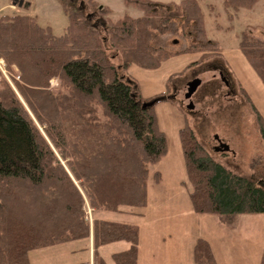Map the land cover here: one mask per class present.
I'll return each instance as SVG.
<instances>
[{
	"label": "trees",
	"instance_id": "obj_1",
	"mask_svg": "<svg viewBox=\"0 0 264 264\" xmlns=\"http://www.w3.org/2000/svg\"><path fill=\"white\" fill-rule=\"evenodd\" d=\"M56 1L67 18L59 36L33 17L0 16V59L14 87L0 80V264H29L31 251L85 240L90 230L94 250L122 241L128 247L113 253L112 261L136 264L137 227L89 222L84 209L143 208L149 167L167 152L154 106L142 108L162 96L142 98L122 73L129 65L154 69L186 53L204 61L219 54V43L206 38L202 0H123L141 16L123 14L114 21L93 0H79V6ZM259 1L224 0L223 10L238 14ZM169 10L186 15L180 35L192 39L174 52L151 44L156 36L179 33ZM237 46L264 86V39L242 32ZM256 118L264 164V118L259 111ZM179 137L193 214L224 223L236 215L264 214V178L261 186L215 162L187 126ZM151 177L158 183L157 171ZM191 257L193 264H217L203 238L195 241Z\"/></svg>",
	"mask_w": 264,
	"mask_h": 264
},
{
	"label": "rangeland",
	"instance_id": "obj_2",
	"mask_svg": "<svg viewBox=\"0 0 264 264\" xmlns=\"http://www.w3.org/2000/svg\"><path fill=\"white\" fill-rule=\"evenodd\" d=\"M21 1L22 6L10 7L11 0H0V16H30L38 26L49 27L54 36L63 33L67 18L56 0ZM93 1L100 8L109 9L108 16L111 21L123 14L133 18L141 16L137 9L124 4L123 0ZM150 1L179 5L182 0ZM74 3L78 5L79 0H74ZM223 4L224 0L199 1L206 38L219 43L217 56L199 61V54H180L164 60L154 69L129 65L122 73L142 98L158 94L162 96L163 101L153 104V111L157 126L167 141V152L149 167L146 205L143 208L130 209L133 215L129 213L128 216L122 213L91 212L90 219L97 217L131 223L137 229H151L147 230L148 235L145 233L142 237L141 249L146 253L139 264H193L192 246L198 238L207 236V229H218L216 231H220L224 238L221 245L223 252L216 249L220 264L259 262L258 259L254 260L257 248L260 249L263 245L264 214L236 215L230 223H224L216 216L193 214L189 201L192 187L186 176L179 137V130L185 126L189 127L215 162L263 186V143L256 111L264 118V86L237 45L242 32L264 39V0L257 2L249 11L241 9L238 14L230 15L223 10ZM168 14L174 17L172 29L179 33L168 37L156 36L151 44L174 52L186 47L192 39L180 35V25L186 15L175 14L173 10H169ZM96 17L91 14L89 19L99 26ZM220 72L228 86L221 80ZM9 76L6 70L3 75L0 73V80L7 81ZM195 79L199 80L200 84L191 98L186 100L183 89ZM51 83L50 88L55 90L56 84L53 81ZM10 86L14 90L12 83ZM190 102L193 104L192 110L187 109ZM215 137L228 146L227 151H216L218 143ZM155 171L159 173L158 183L152 181L151 175ZM141 214L143 217L139 219ZM161 239L163 241H160ZM81 243L59 244L33 253L38 256H55L58 252ZM123 243L109 244L101 249L100 255L106 260V264H113L108 256L111 252L119 250L116 245H124Z\"/></svg>",
	"mask_w": 264,
	"mask_h": 264
},
{
	"label": "crops",
	"instance_id": "obj_3",
	"mask_svg": "<svg viewBox=\"0 0 264 264\" xmlns=\"http://www.w3.org/2000/svg\"><path fill=\"white\" fill-rule=\"evenodd\" d=\"M10 7H14V6L10 5ZM128 211H131V212H128ZM97 212H100V211H92L93 214H95ZM129 213H130V215H133L132 210H123L122 215L125 214L126 216H128ZM134 216H136V214H134ZM141 216H142V214L139 215V219H141ZM94 219L104 220V219H100L97 217ZM105 221H109V220H105ZM110 222H117V223H124V224L133 225V224L127 223V222H119V221H110ZM147 230H151V229H137L138 243H137L136 264H139L140 262H142V259L144 257V253H146V252H143L144 250L141 249L142 248L141 243L143 242V240H142L143 235L145 233H146V235H148V233H149V232H147ZM216 230H218V229H207L205 232V234L207 236L204 235L205 238H203V239H205L207 241V243L209 244V246L213 252L216 263L220 264L219 260H218L217 253H216V249H219L220 251H222L223 248H221V245L223 243L224 238L222 235H220V231L218 232ZM91 237H92V235H91V230H90L89 236L85 240L72 241V242H67L66 244L65 243L61 244V245H69V244H72L75 242H77V243L82 242L80 245L73 246L72 248L69 247L70 249H64V251L58 252L57 255H55V256H49V255L46 256L43 254H40V256H38L37 254L33 253L37 250L31 251L28 254V262H29V264H98L99 262L101 264H106V260L100 255L101 249L103 247L109 245V244H118V243L122 242V241L112 242V243L100 246L96 250H94L93 246H92V238ZM156 240H159V238H156ZM160 241H163V239H161ZM123 244L124 245H116V246H118L119 250L113 251L109 254L108 258L111 262H113L111 259V255L113 253L123 252L127 249L128 245L125 242ZM263 246H264V236H263V245H262V247H260V249L257 248V253H255V260L254 261H256V259L260 260L262 250H263ZM50 248L51 247H46L43 249H39V251L47 250ZM225 249L227 250V248H225ZM256 254H258L257 257H256ZM192 263H193V261H192ZM113 264H114V262H113ZM258 264H259V262H258Z\"/></svg>",
	"mask_w": 264,
	"mask_h": 264
},
{
	"label": "water",
	"instance_id": "obj_4",
	"mask_svg": "<svg viewBox=\"0 0 264 264\" xmlns=\"http://www.w3.org/2000/svg\"><path fill=\"white\" fill-rule=\"evenodd\" d=\"M22 4V1L21 0H11V3L10 5L12 6H17V7H20ZM200 84V81L195 79L194 81L192 82H189L185 88L183 89V96L186 100H189L191 98V96L193 95V93L196 91L197 87L199 86ZM160 100L159 98H154L146 103H143L142 104V108L144 107H149V106H152L156 101ZM187 109L189 110H192L193 109V104L190 102L188 105H187ZM221 148L220 149H216V151H227L228 150V146L225 145V144H221L220 145Z\"/></svg>",
	"mask_w": 264,
	"mask_h": 264
},
{
	"label": "built area",
	"instance_id": "obj_5",
	"mask_svg": "<svg viewBox=\"0 0 264 264\" xmlns=\"http://www.w3.org/2000/svg\"><path fill=\"white\" fill-rule=\"evenodd\" d=\"M4 71H6L5 70V67H4V64H3V61L2 60H0V73L3 75L4 74ZM9 78H10V76H9ZM15 79L17 80V77H15ZM6 81V80H5ZM7 83H8V85L10 86L11 85V82H10V79L8 80L7 79V81H6ZM52 83L50 82V85H51ZM11 87V86H10ZM90 210H89V208L86 206V211H85V214H86V219L88 218V221L89 220H91L90 219ZM88 216V217H87ZM90 222V221H89Z\"/></svg>",
	"mask_w": 264,
	"mask_h": 264
},
{
	"label": "flooded vegetation",
	"instance_id": "obj_6",
	"mask_svg": "<svg viewBox=\"0 0 264 264\" xmlns=\"http://www.w3.org/2000/svg\"><path fill=\"white\" fill-rule=\"evenodd\" d=\"M219 76H220V78H221V80L224 82V84H225V86H228V84H227V82H225V80H224V77L222 76V72H220V74H219ZM215 139L217 140V143H218V147H216V149H220L221 148V141H218V139H217V137H215Z\"/></svg>",
	"mask_w": 264,
	"mask_h": 264
}]
</instances>
